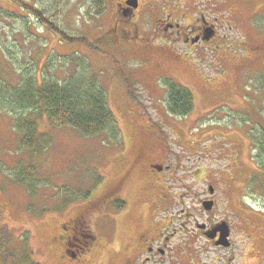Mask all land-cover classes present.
<instances>
[{
  "label": "rangeland",
  "instance_id": "rangeland-1",
  "mask_svg": "<svg viewBox=\"0 0 264 264\" xmlns=\"http://www.w3.org/2000/svg\"><path fill=\"white\" fill-rule=\"evenodd\" d=\"M95 2L0 0V236L16 255L15 263L8 264H71L60 238L62 224L85 210L80 201L106 192L112 153L119 149V139L110 134L85 136L72 126L55 127L43 111L19 109L11 91L28 76L41 84L87 73L105 88L116 123L129 137L131 129L136 131L134 152L144 147L160 152L158 157L168 152L179 168H188L178 172V177L190 176L186 182H212L220 176V182L236 185L233 194L249 195L245 200L264 210V0H179L171 7L169 18L187 14V21L195 23L200 9L220 22L223 37L204 55L156 38L158 31L149 30L157 13L149 8L132 18L144 30L142 39L121 40L116 36L120 31H112L119 0H103L100 14ZM52 26L76 39L70 41ZM145 32L151 39L144 40ZM128 35L136 33L130 29ZM167 82L192 91L195 106L189 116L168 111ZM27 114L37 117L39 133L51 137L38 155L22 147L16 127L17 117ZM148 117L153 130L171 141L167 151L143 135L137 121ZM19 162L35 167L33 182L16 179ZM197 166L205 170L201 180L195 178ZM143 196L137 193L139 202ZM258 226L252 231L264 247ZM103 240L84 264L123 263L125 255Z\"/></svg>",
  "mask_w": 264,
  "mask_h": 264
},
{
  "label": "flooded vegetation",
  "instance_id": "flooded-vegetation-1",
  "mask_svg": "<svg viewBox=\"0 0 264 264\" xmlns=\"http://www.w3.org/2000/svg\"><path fill=\"white\" fill-rule=\"evenodd\" d=\"M160 2L137 0L132 5L128 0H119L112 31H120L116 36L124 41L142 39L139 33L144 30L132 18L149 8L157 14L148 30L158 31L156 38L179 46L186 53L207 54L208 46L222 36L220 22L211 20L200 9L195 23H190L187 14L169 18L171 7L177 6L179 0ZM130 29L136 35H128ZM143 37L151 39L147 32ZM137 122L143 135L163 143L167 151L171 141L153 130L150 117ZM116 127L119 149L112 153L115 163L111 164L106 192L79 200L85 210L62 224L60 238L71 264H84L91 254L88 252L102 246L103 237L117 254L125 255L122 264H264V247L258 245L252 231L257 223L259 230L264 231V226H260L262 221L264 225V210L249 204L245 200L249 195L233 194L236 185L220 182V176L212 182H186L190 176L178 177V172L189 170L182 165L179 168L173 160L176 158L168 152L158 157L160 152H147L146 147L134 152L136 131L131 129L129 137L120 122ZM194 172L196 180H201L205 170L197 166ZM140 191L144 198L139 202ZM71 247L77 251L71 253Z\"/></svg>",
  "mask_w": 264,
  "mask_h": 264
},
{
  "label": "trees",
  "instance_id": "trees-1",
  "mask_svg": "<svg viewBox=\"0 0 264 264\" xmlns=\"http://www.w3.org/2000/svg\"><path fill=\"white\" fill-rule=\"evenodd\" d=\"M22 3L29 7L25 1ZM95 5L100 14L104 9L103 0H96ZM55 27L52 26L54 31L65 35V38L70 41L76 39L67 35L60 26L59 28ZM22 82L12 91L10 90L19 109L29 108L28 110L31 111L34 108L43 111L55 127L72 126L80 130L85 136H95L102 133L110 134L114 139L119 136L116 118L108 106L105 88L87 73L81 76L80 74L75 75L64 82L48 79V81L39 84L34 76H28ZM167 86L168 111L176 116H189L195 106L192 91L174 82H167ZM32 115H19L16 127L22 133L20 139L22 147L30 150L32 154L38 155L49 146L51 137L45 132H38L37 117ZM260 143H264V138L260 139ZM260 149L264 153V145ZM20 164L16 179L20 182H33L36 179L35 167L33 165H25L24 167L22 163ZM1 230L2 227L0 226V232ZM5 242L6 240L0 236V264L15 263L16 255L10 251V248L6 247ZM10 252L12 255L8 257ZM31 264L39 263L31 262Z\"/></svg>",
  "mask_w": 264,
  "mask_h": 264
},
{
  "label": "water",
  "instance_id": "water-1",
  "mask_svg": "<svg viewBox=\"0 0 264 264\" xmlns=\"http://www.w3.org/2000/svg\"><path fill=\"white\" fill-rule=\"evenodd\" d=\"M128 2L132 5H136L137 0H128Z\"/></svg>",
  "mask_w": 264,
  "mask_h": 264
}]
</instances>
